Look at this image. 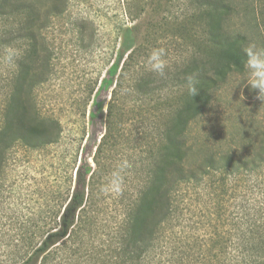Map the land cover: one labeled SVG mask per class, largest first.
Returning <instances> with one entry per match:
<instances>
[{
    "label": "trees",
    "instance_id": "16d2710c",
    "mask_svg": "<svg viewBox=\"0 0 264 264\" xmlns=\"http://www.w3.org/2000/svg\"><path fill=\"white\" fill-rule=\"evenodd\" d=\"M50 4L40 20L32 0H0V264H51L54 253L67 245L76 246L86 233L95 232H105L96 249L100 264H264V188L259 189L258 204L241 202L235 213L227 214L230 199L235 202V197L228 195L230 185L246 176L257 178L264 170V120L248 152L206 153L195 161L192 158L198 149L188 140L190 122L203 112L212 91L231 71L241 73L247 59L241 40L223 29V16L230 10L227 0H204L199 15L206 35L202 43L210 50L205 57L195 55L190 68L183 67L173 75V80L182 78L185 83L194 77L196 94L187 92L166 119H155L147 128L137 119L139 131L125 139L133 152L132 172L139 174L140 180L130 179V193L117 203L121 213L112 226L98 225L104 220L87 215L86 206H94L90 187L100 166L98 156L106 159L123 138L119 134L122 129L117 130L112 122L114 90L107 105L105 131L93 158L95 170L85 163L77 166L73 190L56 203L52 216L20 219L6 215L9 193L1 177L10 154L17 146L38 150L58 142V130L54 134V123L41 120L35 97L36 88L47 81L50 66L47 57L38 55L35 28L45 27L63 9L61 0ZM9 50L16 54L11 64L6 60ZM133 54L131 51L123 60L116 87L124 81ZM122 59L100 80L90 119L101 111L98 96L113 84ZM39 62L43 71L35 68ZM156 81L138 73L133 79L134 92L141 98L156 94ZM257 186L263 187L262 183ZM200 195L210 201L202 209L193 203L194 196ZM194 208H199L201 215L193 219ZM64 260L60 257L57 262Z\"/></svg>",
    "mask_w": 264,
    "mask_h": 264
},
{
    "label": "rangeland",
    "instance_id": "374dc122",
    "mask_svg": "<svg viewBox=\"0 0 264 264\" xmlns=\"http://www.w3.org/2000/svg\"><path fill=\"white\" fill-rule=\"evenodd\" d=\"M51 1L32 0L40 20ZM61 1V14L52 16L42 29L35 28L38 55L47 57L50 63L46 83L35 90L36 105L44 118L41 120L54 123L58 142L38 150L17 146L10 154L6 173L1 177L5 192L9 193L6 215L20 219L52 216L56 213V203L71 194L77 166L85 163L91 171L95 170L93 158L105 131L107 105L114 90L112 122L117 130L122 129L119 134L123 138L117 140L116 149L106 159H101V154L98 156L100 166L90 187L94 206L91 203L86 206L87 215L104 220L97 222L98 225L112 226L114 218L121 213L117 203L130 193V179L140 180L139 174L132 172L133 152L125 139L139 131L137 119L144 121L142 127L147 128L155 119H166L171 109L181 104L188 92L186 80L181 78L176 82L173 75H178L183 67L190 68L195 55L205 57L210 50L202 43L206 35L199 15L204 0ZM227 2L230 10L223 16L224 31L238 37L242 49L249 43H257L253 52L264 60V48L260 47L264 45V0ZM160 47L166 51L164 77L150 71L146 63L151 50ZM131 51H134L133 60L126 66L121 86L116 87L124 68L123 60ZM122 56L113 84L102 89L98 96L101 111L90 119L100 80ZM35 68L43 71L40 62ZM259 71L245 62L241 73L231 71L212 91L203 112L189 125L188 140L198 149L193 160L199 161L206 153L248 152L264 120V101L257 98L258 90H252L249 85L251 79H259L255 75ZM138 73L148 81L157 80L158 93L144 98L136 95L133 79ZM257 175V178L243 177L244 181L230 185L228 195L235 197V202L230 199L227 214L235 213L236 205L241 202L258 204L259 189L264 188V170ZM89 176L90 173L87 184ZM258 183L263 187L257 186ZM194 197L193 203L200 209L210 202L204 195ZM192 214L194 219L201 212L194 208ZM104 235L105 232L86 233L76 246L67 245L54 253L51 264H58L60 257L65 259L60 264H100L96 249L100 248ZM89 254L91 257L86 260Z\"/></svg>",
    "mask_w": 264,
    "mask_h": 264
},
{
    "label": "clouds",
    "instance_id": "9594fccd",
    "mask_svg": "<svg viewBox=\"0 0 264 264\" xmlns=\"http://www.w3.org/2000/svg\"><path fill=\"white\" fill-rule=\"evenodd\" d=\"M257 47V43L252 42L249 43L244 49L243 52L247 57L246 65L249 67H255L261 69V71L257 72L255 75L259 77V79H251L249 81L250 88L252 90H258L257 98L260 101H264V60L257 57L253 52V48ZM260 47L264 48V45H260ZM16 54L9 50V54L6 57L8 63H12L14 56ZM166 51L164 48H153L150 54L147 57V67L150 71L156 73L160 77L165 76V69L167 67V61L165 60ZM186 88L190 95H195L197 92L196 80L194 77H189L186 82Z\"/></svg>",
    "mask_w": 264,
    "mask_h": 264
}]
</instances>
